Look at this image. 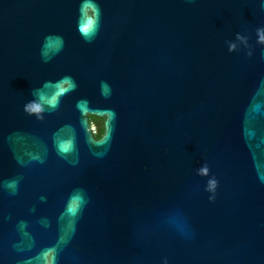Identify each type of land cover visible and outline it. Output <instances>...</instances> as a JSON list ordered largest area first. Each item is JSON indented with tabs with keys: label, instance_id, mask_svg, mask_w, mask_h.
Here are the masks:
<instances>
[{
	"label": "water",
	"instance_id": "water-1",
	"mask_svg": "<svg viewBox=\"0 0 264 264\" xmlns=\"http://www.w3.org/2000/svg\"><path fill=\"white\" fill-rule=\"evenodd\" d=\"M261 35L264 0H0V264H264Z\"/></svg>",
	"mask_w": 264,
	"mask_h": 264
},
{
	"label": "clouds",
	"instance_id": "clouds-1",
	"mask_svg": "<svg viewBox=\"0 0 264 264\" xmlns=\"http://www.w3.org/2000/svg\"><path fill=\"white\" fill-rule=\"evenodd\" d=\"M87 8H88V13L92 17H95L96 15L95 6L92 4H88ZM92 24H93V20L89 19L88 25L91 26ZM260 39L264 41V35H261ZM57 87H58V91L56 92V94L53 95L51 99L47 101V103L53 106L56 103L57 97L62 93H64L65 91H67L68 88L71 87V84L67 79H65ZM41 99L43 100L44 98L41 97ZM81 107L87 118L88 130L91 131L92 137L96 141H100L102 138H104L107 131V124H106L107 117L105 115H99L93 111H88L86 108H83V106ZM25 110L28 111L29 113H37V114L43 111L41 105L35 102L26 105ZM58 147L60 152H68L72 148V141L71 140L61 141L59 142ZM203 171H206V169H204ZM78 203H79V197L74 198L72 201L70 211L74 213L76 211V208L78 207ZM54 251H55L54 249H48L41 254V259L43 260V264H54V260H55Z\"/></svg>",
	"mask_w": 264,
	"mask_h": 264
}]
</instances>
